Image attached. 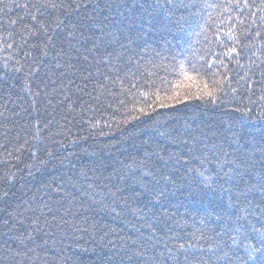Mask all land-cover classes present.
Segmentation results:
<instances>
[{
  "label": "trees",
  "instance_id": "1",
  "mask_svg": "<svg viewBox=\"0 0 264 264\" xmlns=\"http://www.w3.org/2000/svg\"><path fill=\"white\" fill-rule=\"evenodd\" d=\"M19 2L60 4L73 0ZM138 2L101 0L102 6H108L101 15L108 16L104 20V47L136 59L143 56L142 71L149 69L145 63L148 59L159 60L156 52L170 56L190 44L191 58L195 62L209 48L213 52L222 51L205 40V36L208 40L214 39L217 27L227 30L215 17L209 21V30L199 37L193 32L200 29L193 24L186 35L173 29L171 34H163L165 39H159L161 33L151 31L148 18L142 21L140 9L132 8ZM211 2L219 3L220 0ZM85 11L92 14L91 6L81 9L80 15ZM18 14L26 15L23 11ZM10 15L15 18V14ZM57 18L64 19L61 10L52 8L47 9L45 16L38 17L49 25L48 35L60 31L55 28ZM3 19L7 24V18ZM78 19L73 13L72 23H77ZM24 23L38 27L30 19ZM203 23L200 20V24ZM13 30L14 38H7L5 32H0V36H5L7 43L12 44L8 48L6 43H0V145L4 146L0 147V177H6V180L0 179V257L11 248L21 252L16 258L18 264H73V261L76 264H107L106 257L121 251L122 245L130 246L127 238L131 237L137 244L130 247L144 252V256H134L131 264H154L150 259L153 256L172 264L165 244L175 253L178 243H195L191 234L199 235L197 229L214 235L211 229L216 223L215 216L222 214V206L227 208L228 195L218 186L216 190L206 188L200 177L187 171L190 166L199 167L198 162L185 165L175 157L207 153L215 160L212 154L219 149H214L213 145H217L229 153L227 159L239 163L241 158H249L245 153L259 148L264 122H246L241 127V113L234 110L252 108L253 118L264 111V101L260 100L264 84L260 83L261 69L257 67L260 61L256 56H253L255 64L247 83L238 81L232 71V87L237 91L229 93L224 106L213 108L199 102H186L187 106L158 109L151 116L125 123L128 110L118 104L120 84L105 79L112 76L115 80L116 73L111 65L98 63L103 48L99 55L86 51L92 47L91 43H83L77 35L75 39L69 38L71 44L64 42L67 55L57 56L60 43L54 40L56 47L49 44L45 56L44 44L48 42L43 33L31 35V30L23 24L14 26ZM69 31L70 25L64 27L63 35L67 36ZM85 35H88L86 30ZM113 36L118 37V41ZM166 44L170 52L164 50ZM207 59L211 63L213 56L209 54ZM241 63L248 67L246 58H242ZM228 67L235 69L233 64ZM236 71L244 75L243 71ZM160 75L164 73L160 71ZM125 86L130 85L126 82ZM194 139L195 144L192 143ZM182 140L189 143L184 144ZM189 147L193 150L191 154L187 151ZM220 159H224L222 152ZM255 159H259V151ZM133 160L146 161L145 171L156 173L155 179H144L150 186L163 191L160 203H150L151 198L147 196L140 199L130 195L133 190H141L137 183L140 171L128 168ZM206 167L216 171L215 164ZM164 176L171 177L174 183L165 181ZM4 192L8 195L4 196ZM260 203L259 194L254 193L253 207ZM45 204L54 211L49 212ZM34 228L40 230L33 231ZM76 228L81 230L76 231ZM29 233L34 240H27ZM17 237H23L24 242ZM200 243L207 247L204 241ZM31 248L36 252L29 251ZM121 254L128 264L127 255L122 251ZM61 257H66V261ZM180 260L183 261V256Z\"/></svg>",
  "mask_w": 264,
  "mask_h": 264
},
{
  "label": "snow or ice",
  "instance_id": "2",
  "mask_svg": "<svg viewBox=\"0 0 264 264\" xmlns=\"http://www.w3.org/2000/svg\"><path fill=\"white\" fill-rule=\"evenodd\" d=\"M89 6H91L92 14L85 11L81 16V9L86 10ZM136 7L140 9L142 21L145 17L148 18L147 22L151 31L161 33L159 39H165L163 34H171L173 29L186 35L187 30L191 29L193 24L200 29L199 32H193L195 36L199 37L203 32L209 30V21L215 17V20L224 25L227 30L217 27L213 33L214 39L208 40V37L205 36V40L209 45L215 44L222 51L213 52L209 48L208 52L201 55L195 62L191 58L190 44L188 48L170 56L156 52L159 60L151 58L145 63L149 69H158L159 71L149 69L142 71L141 69L144 68V65L141 64V61L144 60L143 56L136 59L132 55L108 51L107 47H104V28L106 27L104 20H107L108 16L101 14L108 9V6H102L101 0H87V3L85 0H73L70 3L60 4L0 0V32H5L7 38H14V26L23 24L26 29L31 30V35L39 36L43 33L48 42L44 44L43 55L45 56L48 55L46 49L49 44L53 48L56 47V44L53 43L54 40H59L60 43L57 56L67 55L63 46L64 42L67 41L71 44L69 38L75 39L77 35L82 38L83 43H91L92 47L86 51L99 55L103 48V56L98 63L111 65L116 73L115 80L112 76H106L105 79L112 83L118 81L120 84L121 93L118 97V104L128 110L125 123L138 121L143 116H151L158 109H176L179 105L187 106L186 102H199L205 107L213 108L224 106L225 98L229 93L237 91L232 87V71H235L238 81L247 83L250 80L249 73L253 71L252 65L255 64L253 56H256L260 61L257 67L261 69L260 83L264 84V0H220L219 3L211 2V0H139L138 4L132 5V8ZM48 8L60 9L61 15L64 17V19L57 18L55 28L60 31L54 32L53 35H48L49 25L43 19H38V17L45 16ZM209 9L212 11H207ZM18 11H23L26 15L20 16ZM205 12H207V16H205ZM10 13L15 14L14 19ZM73 13L79 17L77 23L71 21ZM3 18H7V24L4 23ZM27 19L34 21L38 27L24 23ZM200 20L204 21L203 25L200 24ZM68 25L71 26V31L67 33V36H64L63 28ZM158 25L159 27H157ZM85 30L88 35H85ZM97 32H99L98 36ZM113 39L118 41L119 38L113 36ZM0 43H6L8 48L12 47V44L7 43L5 36H0ZM145 43L147 42L145 41ZM33 47H37V45H33ZM164 50L171 51L167 44ZM209 54L213 56L211 63L207 59ZM181 56L183 59L179 58ZM242 58H246L247 68L245 64L241 63ZM83 59L88 61L87 56H84ZM93 59L95 60L96 56ZM113 61L117 63L113 64ZM164 61H168V63L165 64ZM217 64L219 67H216ZM229 64L235 65V69L230 70ZM220 68H223L224 71L221 72ZM236 69L243 71L244 75H240V71H236ZM160 71L164 75H160ZM89 75L91 74L89 73ZM169 76L173 78L169 79ZM87 78L85 77V79ZM126 82L130 86L126 87ZM110 94L116 95V93ZM260 100L264 101V95L260 97ZM129 104L132 107L129 108ZM108 107L111 108L112 105L109 104ZM117 110L119 111V109ZM234 110L241 113V127H244L246 122L252 124L264 122V111H260L259 115L253 118L252 108H235ZM89 123L91 122L89 121ZM92 126L95 127L94 124ZM160 135L163 136L164 133H160ZM233 135L235 136L236 133ZM182 143L188 144L189 142L182 140ZM192 143L195 144V139ZM0 147L4 146L0 145ZM213 148L219 149L212 154L216 157L215 160L207 153L189 155L186 158L178 156L175 159L177 162L183 160L185 165H191L193 161L198 162L199 167L190 166L187 171L194 172L200 177L201 183L206 188L216 190L218 186L221 192L227 193V208L222 206V214L217 213L215 216L216 223L211 229L214 235H206L203 229H197L199 235L191 234L195 243L191 241L178 243L175 253L165 244L169 259L172 264H264V207H262L264 205V136L261 138L259 148H253L250 153H245L249 158L247 160L241 158L239 163L236 160L227 159L229 153L222 146L213 145ZM187 151L191 154L193 150L189 147ZM257 151H259L258 160L255 159ZM221 152L224 159H220ZM172 158L173 156L170 155L169 159ZM207 164H215L216 171L206 167ZM134 167L141 173L140 179L137 180L141 190H133L130 195L140 199L147 196L151 198L150 203H160L163 191L150 186V183L144 179V177L155 179L156 173L151 170L145 171L146 161L133 160L128 168L131 170ZM0 179L6 180V177H0ZM12 179H15L14 175ZM163 179L174 183L169 176H164ZM89 187L92 186L89 185ZM254 193H258L261 199V203L256 204L255 208L253 207ZM3 195L7 196L8 193L4 192ZM44 207L49 212L54 211L47 204ZM112 211L115 212V209L113 208ZM135 211H142V209ZM45 223L49 222L45 221ZM65 223L69 222L65 221ZM201 223L203 224V221ZM73 227L75 226L73 225ZM149 227L151 226L149 225ZM39 230V228L33 229V231ZM75 230L80 231L81 229L76 228ZM172 238L175 239V237ZM17 239H20L21 243L24 242L23 237H17ZM127 239L130 241V246L137 244L136 239L131 237ZM27 240H34L31 233L27 235ZM200 241H204L207 247L205 248ZM44 243L47 244V241ZM130 246L127 244L121 246V251L128 257V264H131L134 256H144L143 251H138ZM29 251L35 253L36 249L31 248ZM121 251L107 256V264H125ZM160 255L164 254L160 253ZM19 256H21V252L11 248L6 249L4 256L0 257V264H18L16 258ZM181 256H183L182 262ZM66 259V257H61L62 261H66ZM150 259L154 264H166V262L157 260L155 256ZM73 264L76 262L73 261Z\"/></svg>",
  "mask_w": 264,
  "mask_h": 264
}]
</instances>
